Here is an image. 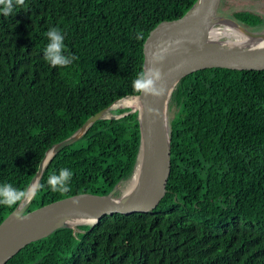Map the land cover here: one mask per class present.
<instances>
[{"label":"trees","instance_id":"1","mask_svg":"<svg viewBox=\"0 0 264 264\" xmlns=\"http://www.w3.org/2000/svg\"><path fill=\"white\" fill-rule=\"evenodd\" d=\"M195 2L25 0L0 14V184L27 189L53 145L140 94L132 84L144 71L150 31ZM230 18L264 26L250 10ZM53 27L65 36V54L79 57L67 67L43 58ZM169 108L171 172L155 209L59 228L6 264H264V70L193 72L179 81ZM140 142L137 112L93 123L50 159L28 211L79 193H110L132 177ZM62 168L73 172L70 191L53 192L47 179ZM17 206L0 205V224Z\"/></svg>","mask_w":264,"mask_h":264},{"label":"water","instance_id":"2","mask_svg":"<svg viewBox=\"0 0 264 264\" xmlns=\"http://www.w3.org/2000/svg\"><path fill=\"white\" fill-rule=\"evenodd\" d=\"M223 0H196L180 18L164 20L154 27L143 46L144 71L151 66L154 52L163 61L160 68L165 94L160 97L135 95L144 100L142 113L129 110L126 114L107 117L115 103L91 116L83 126L67 139L53 145L41 160L31 184L37 185L50 159L67 145L81 137L89 127L106 118H119L138 113L141 142L135 171L139 172L137 185L130 191L117 195L118 185L108 194L84 192L68 196L36 209L29 210L33 198L18 205L0 224V264H6L29 243L50 235L53 231L70 227L75 231L79 225H95L103 216L115 213L132 214L155 209L167 192L171 172V136L168 117L169 101L175 87L187 75L210 68L234 71L264 70V29L253 30L234 18L219 15ZM222 20L235 23L253 42L240 43L236 38L213 39V30ZM220 28V27H219ZM119 101V100H118ZM131 177V178H132ZM130 178V179H131ZM129 179V180H130ZM78 201V203H75ZM27 217L18 220L17 214ZM87 216L91 224L81 223Z\"/></svg>","mask_w":264,"mask_h":264},{"label":"clouds","instance_id":"3","mask_svg":"<svg viewBox=\"0 0 264 264\" xmlns=\"http://www.w3.org/2000/svg\"><path fill=\"white\" fill-rule=\"evenodd\" d=\"M25 0H0V14L5 16L14 12L17 6H23ZM48 39V43L44 48L43 58L53 68L67 67L78 60L75 54H65V36L59 28H50L44 34ZM142 35L138 34L137 39H141ZM164 57L159 52H154L151 58V66L145 71H141L133 80V89L145 96L160 97L165 94V86L161 83L163 79L162 72L158 64L163 61ZM73 172L68 168H62L58 174H52L47 179V184L53 192L65 193L70 191V181ZM36 194L35 186L21 190L14 187L10 183L0 184V205L13 207L16 205L26 204L34 198ZM78 203V201H75ZM18 220L23 221L27 217L17 214Z\"/></svg>","mask_w":264,"mask_h":264},{"label":"bare ground","instance_id":"4","mask_svg":"<svg viewBox=\"0 0 264 264\" xmlns=\"http://www.w3.org/2000/svg\"><path fill=\"white\" fill-rule=\"evenodd\" d=\"M223 28H215L213 30V39H220V36H225V37H234L237 40H239L238 42L240 43H248L251 45H256V44H260V42H253L252 40H249V38L245 35V33L232 21L229 20H222L221 21ZM262 43L259 46H263L264 45V40L261 41ZM114 107L119 106V107H126V108H131V110L137 111L142 113L143 111V107H144V100L142 97L140 96H132V97H126L123 98L119 101H117L114 105ZM134 180L135 183L131 185V187L125 191L128 192L130 190H132L138 183L139 180V172H137L134 175ZM31 186H35L36 188V184H31ZM90 219L87 216L82 217V220L80 221L81 223H85V224H91V222L89 221Z\"/></svg>","mask_w":264,"mask_h":264},{"label":"rangeland","instance_id":"5","mask_svg":"<svg viewBox=\"0 0 264 264\" xmlns=\"http://www.w3.org/2000/svg\"><path fill=\"white\" fill-rule=\"evenodd\" d=\"M239 10H250V11H253V12L260 14L261 16L264 17V0H223L221 7L219 9V15L232 17L233 13L235 11H239ZM217 26L220 28H223L224 25H217ZM262 29H264V26L262 28H260L259 30H262ZM230 38H232V37H230ZM230 38L225 37V36H220L221 40H226V39H230ZM115 109H121V110L129 111L131 108L119 107V106L114 107L113 106L106 113L107 117L113 116L112 110H115ZM126 113H122V114H126ZM122 114H119V115H122ZM119 115H116V116H119ZM173 115H174V108H169V111H168L169 119ZM132 183L133 184L135 183L134 176L130 180L119 184L116 194L120 195V194H122L123 190L127 191L131 187Z\"/></svg>","mask_w":264,"mask_h":264},{"label":"flooded vegetation","instance_id":"6","mask_svg":"<svg viewBox=\"0 0 264 264\" xmlns=\"http://www.w3.org/2000/svg\"><path fill=\"white\" fill-rule=\"evenodd\" d=\"M263 30V29H262Z\"/></svg>","mask_w":264,"mask_h":264}]
</instances>
